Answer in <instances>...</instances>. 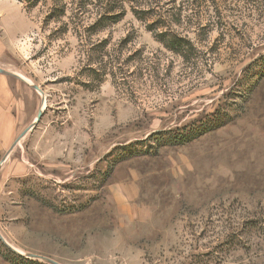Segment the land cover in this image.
<instances>
[{
  "label": "rangeland",
  "instance_id": "1",
  "mask_svg": "<svg viewBox=\"0 0 264 264\" xmlns=\"http://www.w3.org/2000/svg\"><path fill=\"white\" fill-rule=\"evenodd\" d=\"M0 264H264V0H0Z\"/></svg>",
  "mask_w": 264,
  "mask_h": 264
},
{
  "label": "trees",
  "instance_id": "2",
  "mask_svg": "<svg viewBox=\"0 0 264 264\" xmlns=\"http://www.w3.org/2000/svg\"><path fill=\"white\" fill-rule=\"evenodd\" d=\"M169 45L171 47L170 49H172L173 51H179V49H180V48H177L178 44L176 41H174V42L172 41L171 44H169Z\"/></svg>",
  "mask_w": 264,
  "mask_h": 264
},
{
  "label": "water",
  "instance_id": "3",
  "mask_svg": "<svg viewBox=\"0 0 264 264\" xmlns=\"http://www.w3.org/2000/svg\"><path fill=\"white\" fill-rule=\"evenodd\" d=\"M39 119V114H38V116H37V120Z\"/></svg>",
  "mask_w": 264,
  "mask_h": 264
}]
</instances>
